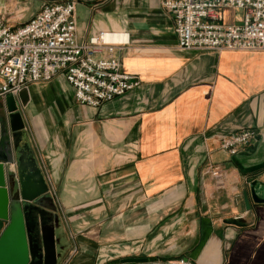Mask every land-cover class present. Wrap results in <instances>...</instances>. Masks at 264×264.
I'll return each instance as SVG.
<instances>
[{
  "label": "crops",
  "instance_id": "crops-1",
  "mask_svg": "<svg viewBox=\"0 0 264 264\" xmlns=\"http://www.w3.org/2000/svg\"><path fill=\"white\" fill-rule=\"evenodd\" d=\"M46 1L0 0V12L19 26ZM76 1L78 40L105 35L140 83L99 105L62 73L28 86L21 110L61 224L58 264H264V203L251 225L225 221L246 211L251 178L264 181V50L181 48L162 0ZM243 14L227 7L223 21ZM249 126L253 142L221 147Z\"/></svg>",
  "mask_w": 264,
  "mask_h": 264
},
{
  "label": "built area",
  "instance_id": "built-area-1",
  "mask_svg": "<svg viewBox=\"0 0 264 264\" xmlns=\"http://www.w3.org/2000/svg\"><path fill=\"white\" fill-rule=\"evenodd\" d=\"M173 13L181 48L264 50V0H162ZM76 0L46 1L36 14L15 26L0 12V98L24 86L64 74L81 103L99 105L140 83L114 55L105 35L79 41ZM241 8L243 17L223 21L224 9ZM106 52V54H103ZM244 127L222 136L221 147L236 154L257 138ZM221 176L219 166L210 169ZM151 264H196L188 256L160 258Z\"/></svg>",
  "mask_w": 264,
  "mask_h": 264
},
{
  "label": "water",
  "instance_id": "water-1",
  "mask_svg": "<svg viewBox=\"0 0 264 264\" xmlns=\"http://www.w3.org/2000/svg\"><path fill=\"white\" fill-rule=\"evenodd\" d=\"M29 99V87L24 86L18 95L7 94L0 100V264H58L64 249L50 185L21 110ZM244 200L246 211L226 222L239 226L255 222L254 207L264 203V181L252 177ZM148 260L147 256H124L111 264Z\"/></svg>",
  "mask_w": 264,
  "mask_h": 264
}]
</instances>
